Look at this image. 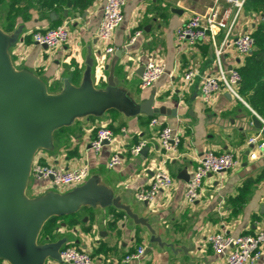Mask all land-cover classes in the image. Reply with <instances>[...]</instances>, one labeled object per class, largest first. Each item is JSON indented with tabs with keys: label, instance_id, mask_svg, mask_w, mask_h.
Listing matches in <instances>:
<instances>
[{
	"label": "crops",
	"instance_id": "1",
	"mask_svg": "<svg viewBox=\"0 0 264 264\" xmlns=\"http://www.w3.org/2000/svg\"><path fill=\"white\" fill-rule=\"evenodd\" d=\"M105 2L96 0L74 17L68 16L69 13L66 17L65 12L45 14L39 5H32L28 21H23L21 16L17 18L16 28L23 27L22 40L11 52L19 68H31L58 92L65 80L76 85L82 82L89 52L94 58L93 81L98 88H105L109 76L105 66L121 48L123 55L115 68L120 84L139 101L148 99L155 89L154 106L176 110V115L128 117L110 111L101 117H85L55 134L52 150L37 154L41 163L63 168L88 161L90 177L98 178L123 203L130 205L133 212L148 218L159 242L152 240L154 235L147 226L135 223L126 212L114 207L86 208L79 212L83 223L75 226L59 219L55 240L67 236V244L91 253L93 264H226L224 257L217 255L208 243V236L220 232L235 237L254 234L264 222V147L259 146L264 142V125L255 124L259 114L242 96V100L237 99L225 89L210 103L203 100L202 77L218 72L216 47L223 43L225 31L217 34L215 43L208 38L190 46L176 40L177 28L192 14L206 12L214 0H128L124 21L114 32L112 54L104 52L97 38ZM52 14L56 15L54 20ZM261 16L263 12L244 8L235 35L256 29L263 20ZM56 20L70 25L68 43L49 49L32 42V32L55 27ZM137 31H141L139 36H135ZM151 59L164 62L166 71L151 88L141 89L140 71ZM244 61L232 47H227L221 66L229 70L241 67ZM191 68H197L200 75L185 85L184 73ZM152 117H158L161 122L155 129L149 124ZM102 125L114 131L116 145L124 158L121 165L113 168L108 167V161L115 152L114 145H105L98 154L89 148L90 140ZM165 125L180 133V155L168 163L175 179L171 193H159L151 209L137 199V192L152 180L156 169L153 161L161 158L158 130ZM255 136H259L258 143H249ZM141 142L149 147L147 154L133 155L132 147ZM207 149L217 153L232 151L239 163L232 170L207 177L199 200L189 204L184 197L186 185ZM253 153L256 158L251 157ZM247 179L252 181L249 198L242 205L231 206L229 198L239 193ZM31 183L30 180L31 197L38 195V185L46 184L34 182L31 186ZM88 226L90 229L86 230ZM140 246L145 247L142 258L126 263L125 256ZM262 249L260 259L254 264H264V244ZM47 264L66 263L49 260Z\"/></svg>",
	"mask_w": 264,
	"mask_h": 264
},
{
	"label": "water",
	"instance_id": "2",
	"mask_svg": "<svg viewBox=\"0 0 264 264\" xmlns=\"http://www.w3.org/2000/svg\"><path fill=\"white\" fill-rule=\"evenodd\" d=\"M51 17L54 20L56 15ZM22 32V26L13 32L0 26V260L8 264L62 262L61 249L69 238L40 242L41 232L51 218L76 214L83 207L122 210L135 223L147 226L154 235L152 240L159 242L148 218L133 212L96 177L65 193L50 190L31 197L28 187L37 153L52 150L55 133L78 119L101 117L112 110L128 117L176 115V110L154 106L155 89L148 99L139 101L120 84L115 68L123 55L121 48L105 66L109 70L105 88L93 81L94 58L89 52L82 82L76 85L65 80L60 91L50 92L43 78L31 68H19L13 60L11 51L22 40ZM144 71L142 66V76ZM254 122L261 127L258 117ZM148 150L145 146L141 154Z\"/></svg>",
	"mask_w": 264,
	"mask_h": 264
},
{
	"label": "built area",
	"instance_id": "3",
	"mask_svg": "<svg viewBox=\"0 0 264 264\" xmlns=\"http://www.w3.org/2000/svg\"><path fill=\"white\" fill-rule=\"evenodd\" d=\"M127 2L128 0H106L105 2L103 15L97 30V38L104 46L105 53L112 54L115 51L112 40L115 30L124 21ZM245 3L246 0H214L212 6L206 12L192 14L176 30V40L190 46H196L208 38H212L215 43L217 34L225 31L223 43L216 47L217 63L220 65L219 70L216 74H206L202 77L201 92L206 103H210L213 97L223 89L231 96L242 100L239 93L242 79L239 71L240 67L225 70L221 66V58L227 47H232L243 59L249 56L255 48V38L253 36L255 29L242 31L235 35L239 18L244 12ZM261 18L264 19V16H261ZM68 25V23H64L45 30H36L31 33L32 42L42 46L46 45L49 49L66 44L71 37ZM140 34L141 31H137L135 36ZM165 71L166 65L164 62L158 59L149 60L145 65V71L140 82L141 89L151 88L165 74ZM199 75L197 68L187 70L183 76L184 84L192 83ZM257 117L264 125V117L261 115H257ZM149 124L151 128L155 129L161 122L158 117H152ZM158 139L161 158L153 161L156 169L150 184L137 192V199L147 203L151 209L155 207L159 193L163 192L169 195L174 187L175 179L169 171L168 163L179 157L182 142L180 133L175 132L168 125L158 130ZM258 141L259 136L249 139L251 144H257ZM116 142L117 137L114 131L107 125H102L98 128L96 136L90 140L89 148L98 154L105 145H114L115 152L108 161V167L113 168L121 165L124 161ZM145 145L146 142L135 145L132 147L131 153L133 155L141 154ZM259 146L264 147V142L259 143ZM251 157L256 158V154H251ZM238 163V159L232 151L217 153L212 149H207L187 182L184 193L186 202L193 204L199 200L203 182L207 177L232 170L237 167ZM90 176L91 168L88 161L71 168H63L58 165L43 164L37 155L34 159L31 175L37 181H47L46 184L36 187L38 195L50 190L61 193L68 192L84 184ZM207 241L217 255L224 257L226 264H254L262 255L264 222L261 223L260 228L254 234L235 237L226 232L213 233L208 236ZM144 254L145 247L140 246L135 252L126 255L124 261L128 263L139 260ZM61 258L62 262L66 264H93V257L87 249L71 244L62 247ZM4 264L8 263L5 262Z\"/></svg>",
	"mask_w": 264,
	"mask_h": 264
},
{
	"label": "trees",
	"instance_id": "4",
	"mask_svg": "<svg viewBox=\"0 0 264 264\" xmlns=\"http://www.w3.org/2000/svg\"><path fill=\"white\" fill-rule=\"evenodd\" d=\"M95 1L96 0H0V7L5 5L7 7L5 14L6 23L1 27L7 32H13L16 29L18 17L21 16L23 21H28L31 18L29 11L32 5H39L41 12L45 14L62 13L67 10L69 13L68 16L74 17L84 12ZM245 8L247 10H254L258 13H264V0H246ZM54 23L55 27L62 24L60 20H56ZM253 36L255 38V48L252 53L245 58L244 64L239 68L242 77L239 93L259 115L264 116V19L256 26ZM49 91L56 92L57 88L50 86ZM65 128L58 130L55 134H59ZM251 189L252 181L247 179L239 190V193L235 197L229 198V204L233 206V204L242 205L245 203L249 198ZM59 219H65L69 226L83 223L79 212L63 217H53L48 220L43 227L40 235V242H46L48 239L55 240L54 233L58 226L57 221ZM89 229V226L86 227V230ZM2 262L3 261L0 260V264Z\"/></svg>",
	"mask_w": 264,
	"mask_h": 264
},
{
	"label": "rangeland",
	"instance_id": "5",
	"mask_svg": "<svg viewBox=\"0 0 264 264\" xmlns=\"http://www.w3.org/2000/svg\"><path fill=\"white\" fill-rule=\"evenodd\" d=\"M6 10H7V7H6V5L5 6H2V7H0V24L1 25H4L6 22H5V14H6ZM68 27H69V29H70V25H68ZM82 119V118H81ZM78 120H80V119H78ZM77 120V121H78ZM76 121V122H77ZM169 171H170V169H169ZM170 173H171V171H170ZM171 175H172V173H171ZM173 176V175H172ZM31 181H32V183H31V186L33 185V184H35V183H47V181L46 180H41V181H37L35 178H33V177H31ZM35 182V183H34ZM28 194L29 195H33L32 194V188L31 187H29L28 188ZM87 207H83L79 212H81V211H83V210H87L86 209ZM91 208V207H90ZM79 247V246H78ZM79 248H82V247H79ZM2 261V260H1ZM3 264L5 263V261H3L2 262Z\"/></svg>",
	"mask_w": 264,
	"mask_h": 264
}]
</instances>
